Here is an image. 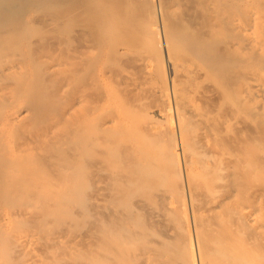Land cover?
Segmentation results:
<instances>
[{
    "label": "bare ground",
    "instance_id": "1",
    "mask_svg": "<svg viewBox=\"0 0 264 264\" xmlns=\"http://www.w3.org/2000/svg\"><path fill=\"white\" fill-rule=\"evenodd\" d=\"M57 1L0 0V264H264V0Z\"/></svg>",
    "mask_w": 264,
    "mask_h": 264
},
{
    "label": "rangeland",
    "instance_id": "2",
    "mask_svg": "<svg viewBox=\"0 0 264 264\" xmlns=\"http://www.w3.org/2000/svg\"><path fill=\"white\" fill-rule=\"evenodd\" d=\"M55 1H56V0H55ZM59 1H60V0H58L57 2H53L52 5H51V9H52V7H56L57 9H60V10H58V11H59L61 14H63V13L61 12V6H62V5H63V6H68V4H69L70 6L73 7V9H74L73 12H75V11L77 10V9H76L77 7H74V6H73L74 4L71 5V4H72V1L74 2V0H65V1L63 0V1H60V2H59ZM76 1H77V0H76ZM80 1H81V0H80ZM109 1H110V0H109ZM111 1L113 2V0H111ZM123 1H124V0L119 1V2H113V4H114V3L117 4V5H114L113 7L116 8V7L118 6V4H119L120 2L122 3ZM64 2H65V3H64ZM112 2H111V3L106 2V3H108V4H106L105 6H102V9H103L104 7H106V6H108L109 4L112 5ZM70 3H71V4H70ZM78 3L81 5V2H78ZM58 4H59L60 6H59ZM64 4H65V5H64ZM66 4H67V5H66ZM96 4L98 5L99 2H97ZM111 5H109V6L106 7V8H108V9H109V8H112ZM63 6H62V10H63ZM70 6H69V9H70ZM76 6H79V5H77V2H76ZM59 7H60V8H59ZM114 8H113V9H114ZM65 9H67V10H65ZM69 9H68V7H67V8L64 7V11H63V12H65L64 15H67V14H66L67 12H69V11L71 12V11H72V10H69ZM75 9H76V10H75ZM108 9H107V10H108ZM52 10H53V11H56V13L58 12V11L55 10L54 8H53ZM66 11H67V12H66ZM76 12H77V11H76ZM108 12H109V10H108ZM76 14H77V13H76ZM75 16H76V15H75ZM74 18H75V17H74ZM76 18H77V17H76ZM120 18H121V17H120ZM71 20H72V19H71ZM74 20L76 21V19H74ZM74 20H72V21L75 22ZM77 21H78V19H77ZM77 21H76V22H77ZM117 21H118V20H117ZM117 21H116V22H117ZM126 21H128V22H126ZM129 21H132L131 24H135V23H136V22L133 20V17H132V16H131V18L125 20V22H126L127 24L129 23ZM134 22H135V23H134ZM126 23L124 24L123 21H122V23H120V19H119V22H118L119 25L122 24V25L125 26V25H127ZM72 24H75V23H72ZM131 24H129V26L132 27ZM113 25L115 26L116 23L113 24ZM138 25H139V24H138ZM138 25H136V26H138ZM117 26H118V25H117ZM117 26H116V27H117ZM127 26H128V25H127ZM116 27H115V28H116ZM120 27H121V26H119V28L117 27L118 29H120V32H125V33H127V32H126L127 29H129V30H127V31H130V29H131L130 27H128V28L126 27L125 30H124V29L122 30ZM133 27H135V26H133ZM138 27H139V26H138ZM138 27H136V28H137L136 31H137V30H143L142 27H141V29L138 28ZM115 28H112V30H113L114 32H115V30H114ZM122 28H123V26H122ZM133 29H134V28H133ZM116 30H117V29H116ZM121 30H122V31H121ZM144 30L146 31V30H149V29H144ZM149 31H150V30H149ZM117 32H118V31H117ZM117 32H116V33H117ZM131 32H133L134 34L136 33V32L133 31V30H131L129 33H131ZM142 32H144V31H142ZM146 32H148V31H146ZM150 32H152V31H150ZM150 32H149V33H150ZM133 33H132V34H133ZM152 33H153V32H152ZM152 33H151V34H152ZM119 34L121 35V34H123V33H119V32H118L117 36H118ZM132 34H131V38H132V40H133V37H134L135 35L133 34L134 36L132 37ZM138 34L141 35L140 37H142L143 35H144V37H145V32H144L143 35H142V33H141V32L139 33V31H138ZM138 34H137V35H138ZM127 35H128V33H127ZM146 35H147L148 37L151 36V35H148V33H146ZM152 35H157V34L153 33ZM122 36L124 37L125 34L122 35ZM147 36H146V37H147ZM127 37H128V36H127ZM129 37H130V35H129ZM148 37H147V38H148ZM151 37H152V36H151ZM151 37L148 38V42H147V43L150 42L149 45H148L146 42H144V41H146V40H144V41L141 42V43H146V46H143V47H148V46H149L148 48L145 49V51H146V52H147V51H148V52L151 51L150 53H151L152 55L154 54V55H153L154 57L151 55V56H152V59H156V58H157V56L155 55L156 53H155L154 51H152V50H153L154 48H156V47H159V42H155ZM153 37H154V36H153ZM118 39H121V38L118 37ZM125 39H126V38H124V40H125ZM127 39H128V38H127ZM129 39H130V38H129ZM141 39H142V38H141ZM143 39H144V38H143ZM151 39L156 43V46H154V45L152 46V44H151V43H152V42H151ZM154 39H155V38H154ZM156 39H157V38H156ZM122 40H123V39H122ZM141 41H142V40H141ZM141 43H140V44H141ZM142 45H144V44H142ZM150 46H151V47H150ZM143 47H142V49H143ZM147 49H149V50H147ZM150 49H151V50H150ZM154 50H155V49H154ZM152 52H154V53H152ZM155 56H156V57H155ZM164 56H165V55H164ZM165 57H166V56H165ZM158 58H160V57H158ZM158 58H157V59H158ZM161 59H162V58L158 59L157 61H156V60H153L154 62H152V65H151L152 67L150 68V70H151L152 72H153V70H154V69H152L153 66H154V64H155V66H156V64L158 63V65H157L156 67H158V66L161 65V64H160ZM159 60H160V61H159ZM158 61H159V62H158ZM155 62H157V63H155ZM161 62H162V61H161ZM162 63H163V62H162ZM159 64H160V65H159ZM155 66H154V68H156ZM160 67H163V65H161ZM158 68H159V67H158ZM162 69H163V68H162ZM162 69H159V70H158L159 72L156 71L157 68L154 70L155 72H158V73H159V74H155L156 77L161 75L160 71L162 72ZM134 70H135V69H134ZM136 72H137V74H136ZM138 72H140V70H135V72L133 73V74H134L133 77H136L135 74L138 75ZM152 72H151V73H152ZM148 73H149V71H148ZM151 73H149L148 75H150ZM139 74H140V76H139V75H138V76H139V77H142L143 75L146 76L147 73H145V72L143 73V72H142V73H139ZM153 74H154V72H153L150 76H154ZM148 77H149V76H148ZM154 77H155V76H154ZM156 77H155V78H156ZM137 78H138V77H137ZM135 79H136V78H135ZM158 81H160V80H158Z\"/></svg>",
    "mask_w": 264,
    "mask_h": 264
}]
</instances>
